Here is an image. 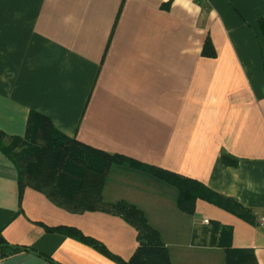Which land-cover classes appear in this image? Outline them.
<instances>
[{
    "label": "crops",
    "instance_id": "1",
    "mask_svg": "<svg viewBox=\"0 0 264 264\" xmlns=\"http://www.w3.org/2000/svg\"><path fill=\"white\" fill-rule=\"evenodd\" d=\"M262 16L264 0H0V264H118L138 245L115 212L25 180L5 147L43 117L124 157L102 201L139 209L171 264H224L227 251L264 264ZM151 168L197 183L192 213Z\"/></svg>",
    "mask_w": 264,
    "mask_h": 264
},
{
    "label": "trees",
    "instance_id": "2",
    "mask_svg": "<svg viewBox=\"0 0 264 264\" xmlns=\"http://www.w3.org/2000/svg\"><path fill=\"white\" fill-rule=\"evenodd\" d=\"M259 22L264 35V16ZM2 145L0 141V147ZM5 149L12 155L25 180L29 184L46 188L48 196L53 200L57 202L60 200V204L64 201L67 206L74 209L82 210L94 206L106 208L120 215L135 228L138 245L129 260L123 261L114 257L118 264H171L167 248L161 241L158 231L148 224L139 209L123 201L113 204L102 201L101 189L106 172L112 163H121L124 157L109 155L75 139L63 137L52 129L49 121L44 117L40 119L34 132L23 139H14ZM128 165L139 166L133 160H129ZM54 171L56 174L59 171L69 173L70 184L63 186L64 189H57L52 179ZM151 171L156 176L174 181L178 188V207L184 212L192 213L194 201L201 197L197 183L156 168H151ZM67 234L81 241L87 240L71 229L67 231ZM0 243L4 244L1 238ZM92 244L105 252L96 241H92ZM14 252L15 250H11L5 255ZM250 260L248 253L227 251L224 264H249Z\"/></svg>",
    "mask_w": 264,
    "mask_h": 264
},
{
    "label": "rangeland",
    "instance_id": "3",
    "mask_svg": "<svg viewBox=\"0 0 264 264\" xmlns=\"http://www.w3.org/2000/svg\"><path fill=\"white\" fill-rule=\"evenodd\" d=\"M54 177L53 179V184H56L57 189L63 188V186L69 185L71 181V176H69V173L66 174L64 172L59 171L57 174L52 172ZM64 189V188H63Z\"/></svg>",
    "mask_w": 264,
    "mask_h": 264
},
{
    "label": "built area",
    "instance_id": "4",
    "mask_svg": "<svg viewBox=\"0 0 264 264\" xmlns=\"http://www.w3.org/2000/svg\"><path fill=\"white\" fill-rule=\"evenodd\" d=\"M195 1H202V0H195ZM258 221H259L262 229L264 230V216H259ZM205 222H207V221H205Z\"/></svg>",
    "mask_w": 264,
    "mask_h": 264
}]
</instances>
